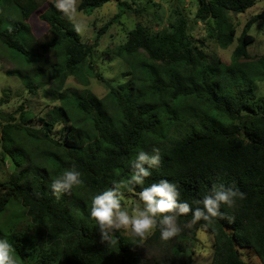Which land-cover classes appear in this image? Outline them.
I'll return each mask as SVG.
<instances>
[{
  "label": "trees",
  "instance_id": "obj_1",
  "mask_svg": "<svg viewBox=\"0 0 264 264\" xmlns=\"http://www.w3.org/2000/svg\"><path fill=\"white\" fill-rule=\"evenodd\" d=\"M1 1L7 2L0 3L1 43L17 56L34 57L38 83L57 102L48 117H37V126L30 124L23 105L3 117L2 157L9 155L14 168L0 181V220L14 210L16 223L27 215L37 229L36 234L16 232L14 224L6 233L0 229V239L14 247L17 264H141V250L153 243L162 245L171 263L193 264L192 241L200 227L214 239L209 264H231L242 249L252 250L264 264V103L255 105L250 79L244 85L246 78L228 82L219 75L205 44L193 39L188 15L174 10V21L161 30L143 24L132 28L108 53L130 61L133 77L111 82L95 72L99 36L95 43L85 42L66 8L54 0ZM109 1L82 0L79 8L91 14ZM114 1L118 12L98 34L120 23L132 8L126 0ZM46 2L41 17L50 36L34 39L27 21ZM255 3L199 0L195 17L212 20L217 42L227 48L236 36L229 13L245 12ZM10 7L18 17L11 18ZM262 17L246 22L233 51L235 62L248 56L255 39L249 31ZM136 55H142L140 65L132 60ZM69 76L86 86L96 77L108 92L98 97L84 88L69 94ZM36 82L28 81L30 91ZM140 151L159 154L161 161L150 168L143 185L129 184ZM73 167L82 173L83 183L57 197L53 180ZM162 179L175 183L179 201L193 209L202 208L203 198L220 185L237 191L236 202L222 206V215L210 222L194 221L192 212L178 213L180 230L166 240L159 226L145 241L122 230L102 237L90 215L95 194L116 187L122 202L124 190L139 195Z\"/></svg>",
  "mask_w": 264,
  "mask_h": 264
},
{
  "label": "rangeland",
  "instance_id": "obj_2",
  "mask_svg": "<svg viewBox=\"0 0 264 264\" xmlns=\"http://www.w3.org/2000/svg\"><path fill=\"white\" fill-rule=\"evenodd\" d=\"M53 0H47V2ZM59 5L63 4L71 20L80 31L82 39L88 43H95L96 36H99L97 47L93 53L95 60V72H100L111 82H117L120 79L128 81L133 77L132 65L130 61L120 58H114L108 53L118 44L127 39L128 32L137 24L147 25L154 30H161L174 21V10L183 11L189 17L191 34L195 42H203L208 52L209 60H215L212 63L219 68V75L226 78L228 82L246 78L244 85L253 86L255 93V105L264 103V0H255V5L242 13L230 12V20L236 29V36L233 43L223 48L216 40V29L212 20L198 21L196 11L199 0H126L131 9L123 14L120 23L110 26L105 32L98 34L106 22L118 12L117 2L111 0L103 6L93 10L91 14L84 13L79 8L82 0H54ZM43 4L27 21L30 33L34 39L50 36L48 23L42 19L41 14L47 6ZM3 5L6 1H1ZM11 18L18 17L17 10L10 7ZM262 14L251 27L249 33L254 36V41L248 46V56L238 59L233 58V51L238 41L237 37L242 33L246 22L254 15ZM143 55L144 53L141 52ZM142 55L133 57V61L140 65ZM34 57L29 55L17 56L4 46L0 41V181L5 180L13 170L12 159L9 155L3 156L1 143V128L3 117H8L10 113H15L18 107L23 105L24 109L31 115L30 124L37 126L39 121L37 117H48L47 111L57 103L50 98L45 90L46 86L38 83V76L34 72ZM228 71V72H227ZM23 76H21L20 74ZM28 81L36 82L35 91H30L27 85ZM82 82V81H81ZM79 82L75 77L69 76L66 84L68 93H79L84 88L89 89L98 97H104L108 92V85L96 77H90L89 84L86 86ZM192 105L196 103L191 102ZM185 106L183 109H186ZM253 114V113H252ZM19 118V113H16ZM63 125H61V128ZM60 130V129H57ZM59 133V132H58ZM21 137V135H20ZM125 191V190H124ZM123 191L122 205L127 206L131 212L132 208L141 206L139 195L135 192ZM16 210V209H15ZM14 224V231L21 233L36 234L37 229L32 226L30 218L26 215L20 222L16 223V212L9 210L0 220V229L6 233L7 227ZM125 234L135 236L130 228L121 229ZM154 231V230H153ZM153 231L141 238L142 241L150 236ZM213 236L205 227H200L197 231L193 243V264H209L213 256ZM162 245L153 243L146 245L141 250V264H175L166 259L162 252ZM242 255L231 264H261L259 258L249 249H242ZM33 264V263H32Z\"/></svg>",
  "mask_w": 264,
  "mask_h": 264
},
{
  "label": "clouds",
  "instance_id": "obj_3",
  "mask_svg": "<svg viewBox=\"0 0 264 264\" xmlns=\"http://www.w3.org/2000/svg\"><path fill=\"white\" fill-rule=\"evenodd\" d=\"M60 6L64 7L63 4ZM160 161L159 154L149 156L140 151L132 165L135 172L129 184L143 185L145 178L151 175L150 168L159 166ZM81 183L82 173L73 167L53 180L51 189L53 194L59 197ZM120 195L118 188L113 187L92 197L90 215L99 226L103 238H109L114 230L127 228H130L135 236L143 238L159 226L161 239L166 240L180 230L177 225L178 213L192 212L194 221L202 219L210 222L222 215V206L231 207L235 204L237 191L223 185L214 186L211 194L203 198V207L193 209L189 203L179 201L180 192L175 183L162 179L139 192L141 206L132 208L131 212L127 206L122 205ZM0 264H17L14 247L7 239H0Z\"/></svg>",
  "mask_w": 264,
  "mask_h": 264
}]
</instances>
